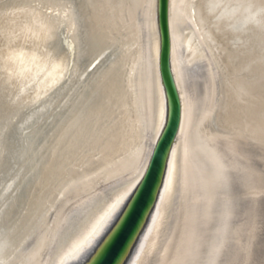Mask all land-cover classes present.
Returning <instances> with one entry per match:
<instances>
[{
	"label": "bare ground",
	"instance_id": "obj_1",
	"mask_svg": "<svg viewBox=\"0 0 264 264\" xmlns=\"http://www.w3.org/2000/svg\"><path fill=\"white\" fill-rule=\"evenodd\" d=\"M168 29L180 125L122 264H264V0H169ZM158 50L156 0H0V264H84L115 225Z\"/></svg>",
	"mask_w": 264,
	"mask_h": 264
},
{
	"label": "water",
	"instance_id": "obj_2",
	"mask_svg": "<svg viewBox=\"0 0 264 264\" xmlns=\"http://www.w3.org/2000/svg\"><path fill=\"white\" fill-rule=\"evenodd\" d=\"M168 2L156 0V23L159 37L158 71L165 96V120L148 161L152 180L145 188L143 174L129 196L115 225L105 235L84 264H122L151 212L165 171L168 155L180 125L181 104L169 67L170 39L168 29ZM161 145L164 146L161 150Z\"/></svg>",
	"mask_w": 264,
	"mask_h": 264
},
{
	"label": "snow or ice",
	"instance_id": "obj_3",
	"mask_svg": "<svg viewBox=\"0 0 264 264\" xmlns=\"http://www.w3.org/2000/svg\"><path fill=\"white\" fill-rule=\"evenodd\" d=\"M160 127L162 128L163 125L161 124ZM163 148H164V146L161 145V150H163ZM154 166H155V162L151 161V160L145 162L143 165V177L145 178V184H144L145 188L148 187V184L152 180V173H151L150 169L153 168ZM170 175H171V173H169V176ZM137 183H139V181H137ZM120 202L121 201H117V203L112 206V208L109 210V212L105 214V217L101 218V222L98 223L97 227L93 229L92 233L90 234V237H94L98 233L100 224H102L107 218H110L111 214L116 210V208Z\"/></svg>",
	"mask_w": 264,
	"mask_h": 264
}]
</instances>
